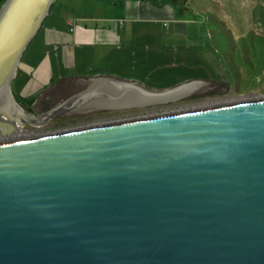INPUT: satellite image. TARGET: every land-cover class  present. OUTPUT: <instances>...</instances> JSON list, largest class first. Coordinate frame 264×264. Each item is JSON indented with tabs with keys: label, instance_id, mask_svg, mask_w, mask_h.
<instances>
[{
	"label": "water",
	"instance_id": "obj_1",
	"mask_svg": "<svg viewBox=\"0 0 264 264\" xmlns=\"http://www.w3.org/2000/svg\"><path fill=\"white\" fill-rule=\"evenodd\" d=\"M54 1L0 8V137L200 85L101 78L26 113L10 83ZM0 264H264V98L0 142Z\"/></svg>",
	"mask_w": 264,
	"mask_h": 264
},
{
	"label": "rangeland",
	"instance_id": "obj_2",
	"mask_svg": "<svg viewBox=\"0 0 264 264\" xmlns=\"http://www.w3.org/2000/svg\"><path fill=\"white\" fill-rule=\"evenodd\" d=\"M137 5L129 10L111 0H71L63 16L76 19L80 27L100 29L94 46L78 49V70L143 80L150 88L202 84L174 102L84 111L19 128L0 142L264 98V0H189L183 19L170 6ZM58 26L67 31L64 20Z\"/></svg>",
	"mask_w": 264,
	"mask_h": 264
},
{
	"label": "crops",
	"instance_id": "obj_3",
	"mask_svg": "<svg viewBox=\"0 0 264 264\" xmlns=\"http://www.w3.org/2000/svg\"><path fill=\"white\" fill-rule=\"evenodd\" d=\"M70 2L71 0L53 2L41 28L26 47L16 67L10 90L26 113L36 116L46 113L60 103L89 90L99 79L110 78L99 70L93 75L78 70L81 61L79 55H82L78 49L94 46L98 39L97 31L100 29L86 25L80 27L75 19L76 25L71 30L68 20L74 18L63 16ZM138 3L144 2L124 0L118 4L130 10L138 9ZM62 20L67 26V31L58 26V22ZM39 37L38 45L34 46V40ZM36 54L41 55L37 60L34 59ZM113 79L135 81L146 85L143 80L133 78L113 77ZM191 82L200 83L196 80L179 84Z\"/></svg>",
	"mask_w": 264,
	"mask_h": 264
},
{
	"label": "trees",
	"instance_id": "obj_4",
	"mask_svg": "<svg viewBox=\"0 0 264 264\" xmlns=\"http://www.w3.org/2000/svg\"><path fill=\"white\" fill-rule=\"evenodd\" d=\"M6 0H0V8ZM114 4L121 3L124 0H111ZM147 2L157 7L170 6L183 19L184 11L188 9L189 0H131Z\"/></svg>",
	"mask_w": 264,
	"mask_h": 264
},
{
	"label": "flooded vegetation",
	"instance_id": "obj_5",
	"mask_svg": "<svg viewBox=\"0 0 264 264\" xmlns=\"http://www.w3.org/2000/svg\"><path fill=\"white\" fill-rule=\"evenodd\" d=\"M115 109H123V108L101 107V106H95V105L86 106V107L80 108L78 110H74V111H70V112L61 114L60 116H58V117L50 120L47 124H49L50 122H52L55 119H65V118H69V117H72L75 114H79L80 112H84V111H86V112H92V111H96V110H115ZM25 126L28 127V128H31L32 127L30 125H24V126H22L20 128H25Z\"/></svg>",
	"mask_w": 264,
	"mask_h": 264
},
{
	"label": "built area",
	"instance_id": "obj_6",
	"mask_svg": "<svg viewBox=\"0 0 264 264\" xmlns=\"http://www.w3.org/2000/svg\"><path fill=\"white\" fill-rule=\"evenodd\" d=\"M68 24L70 25V29L72 30L74 26L76 25V20L75 19H69Z\"/></svg>",
	"mask_w": 264,
	"mask_h": 264
},
{
	"label": "bare ground",
	"instance_id": "obj_7",
	"mask_svg": "<svg viewBox=\"0 0 264 264\" xmlns=\"http://www.w3.org/2000/svg\"><path fill=\"white\" fill-rule=\"evenodd\" d=\"M19 131H21V130H19Z\"/></svg>",
	"mask_w": 264,
	"mask_h": 264
}]
</instances>
